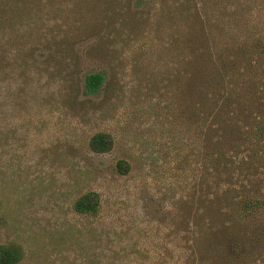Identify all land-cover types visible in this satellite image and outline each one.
<instances>
[{"label":"rangeland","instance_id":"374dc122","mask_svg":"<svg viewBox=\"0 0 264 264\" xmlns=\"http://www.w3.org/2000/svg\"><path fill=\"white\" fill-rule=\"evenodd\" d=\"M226 6L235 18L205 62L214 97L226 72L264 118V0ZM157 10L104 29L81 0H0V245L21 247L19 264H166L201 222L210 108L197 121L196 97L182 102L171 75L182 51L166 41L182 29ZM63 39L74 52H53ZM95 72L105 83L86 94ZM98 132L114 139L104 155L89 150ZM87 192L99 196L94 216L73 209Z\"/></svg>","mask_w":264,"mask_h":264},{"label":"trees","instance_id":"16d2710c","mask_svg":"<svg viewBox=\"0 0 264 264\" xmlns=\"http://www.w3.org/2000/svg\"><path fill=\"white\" fill-rule=\"evenodd\" d=\"M81 2L89 11L98 10L103 18L91 26L98 23V27L104 29L132 25L146 16L152 18L147 12L150 6L154 11L158 7L162 24L173 16L178 17L175 22L182 29L181 35L166 39L170 49L182 51L178 55L181 66L176 74H171L173 81L181 83L182 102L196 97L194 115L197 121H207L205 106L210 108L209 151L205 154L206 165L210 168L206 169L210 196L200 200L207 203L205 213L199 211L201 222L195 221L197 228L177 235L175 239L182 244L168 250H175L176 259L167 254L170 260L166 264H264V167L259 165V160L264 161V118L260 115L259 106L250 111L244 108L240 88L226 87V72L220 73V84L224 83V86L215 92L214 97L212 75L205 64L206 60H212V48H220L221 42L213 32L223 36L232 16L235 18L226 6L229 0ZM53 52H74V44L63 39L55 43ZM219 55L223 57L222 52ZM104 83V72H95L85 77L83 89L86 94H96ZM208 88H211L210 92ZM246 111L248 113L244 114ZM113 146L114 139L107 132L95 133L89 140V150L96 155L110 152ZM129 170L126 161H118L120 174H127ZM73 209L79 214L96 215L98 194L87 192L81 195L74 202ZM184 220L189 221L185 217ZM21 259L20 246L0 245V264H19Z\"/></svg>","mask_w":264,"mask_h":264}]
</instances>
